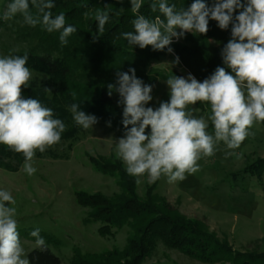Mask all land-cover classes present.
I'll use <instances>...</instances> for the list:
<instances>
[{
    "label": "clouds",
    "instance_id": "9594fccd",
    "mask_svg": "<svg viewBox=\"0 0 264 264\" xmlns=\"http://www.w3.org/2000/svg\"><path fill=\"white\" fill-rule=\"evenodd\" d=\"M130 3L131 11L137 14L134 31L123 36L130 45L141 49L151 46L154 50H164L174 37L178 39L186 32L206 34L209 19L218 22L220 29L232 25V39L221 53L231 72L218 67L203 82L191 74L187 78L171 75L166 80L170 100L161 102L158 108L145 106L153 99L152 87L136 77L134 68L129 69L131 75L118 73L116 91L122 97V123L126 131L116 143V155L125 164L127 174L133 177L147 174L149 183L162 177L168 183L183 181L186 174L199 171L198 161L213 156L221 142L227 149H237L251 134L253 125L264 122V0L246 3L216 0L211 7L204 0H194L187 9L179 10L175 4L159 0L150 8L152 12L158 10L163 19L138 14L143 0H130ZM54 6L52 0H31V7L37 10L34 15L29 0H11L4 19L20 15L27 25L42 24L49 33L59 32L61 44L66 45L76 28L66 26L63 13L53 17ZM237 9L242 10L234 16ZM95 18L97 31L102 33L109 15L97 11ZM168 51L173 50L168 47ZM27 60V53L0 57V144L23 154V170L31 176L36 172L31 163L36 151L43 153L57 144L66 124L54 118L53 110L38 100L23 98L22 88L32 80ZM114 87L108 85L109 95ZM197 102L210 105L207 119L195 116L196 109H189V105ZM69 111L76 125L84 130L98 122L96 116L86 114L76 103L69 106ZM209 120L213 126L211 134L207 131ZM148 128L150 133H146ZM15 203L9 191L0 190V264H30L20 241ZM31 236L37 238V248H46L38 228Z\"/></svg>",
    "mask_w": 264,
    "mask_h": 264
},
{
    "label": "trees",
    "instance_id": "16d2710c",
    "mask_svg": "<svg viewBox=\"0 0 264 264\" xmlns=\"http://www.w3.org/2000/svg\"><path fill=\"white\" fill-rule=\"evenodd\" d=\"M55 5L52 15L63 13L66 26L72 25L76 32L69 36L68 43L62 45L59 32L49 33L42 24L35 27L23 22L17 15L13 19H4V11L11 0H0V29L11 34L14 42L24 44L19 51L11 55L28 54L26 67L32 71V80L22 88L25 99L32 98L51 108L54 118L63 120L66 130L61 140L49 147L44 153L36 151L34 158L65 161L70 157L72 144L82 136L84 129L76 125L69 106L73 103L86 114L97 117V124L116 131L119 139L124 136L122 97L116 91L119 72L135 69L137 78H142L141 70L166 55V50H154L151 46L141 49L130 45L124 38L126 32H133V20L137 14L131 11L130 0H52ZM175 4L177 10L187 9L194 0H166ZM213 6L216 0H204ZM246 3L247 0H241ZM35 15L37 10L31 7ZM159 0H143L138 14L155 19L162 14L152 12L150 5ZM97 11H106L109 19L104 31L98 33ZM5 20V22H4ZM232 25L220 29L218 22L209 19L206 34H184L181 43L171 46L176 58L198 81L209 78L218 67L226 71L231 69L224 64L223 47L232 39ZM131 75V73L129 72ZM106 76L107 79L102 78ZM112 77V78H111ZM82 81L83 86L76 82ZM104 80V81H103ZM115 87L109 95L108 85ZM200 105H210L199 102ZM110 123V126H109ZM131 127V126H129ZM65 145L58 152L57 145ZM22 153L0 144V170L16 173L24 164ZM121 162V161H120ZM107 165L93 162L95 170L109 177H116L119 193L111 198L101 195L75 194L79 207L88 210L84 222L87 225L98 224V235L107 238L127 230L125 247L113 249L101 254L74 257L71 264H144L153 258L159 247L166 251H175L199 264H264V254L239 253L226 242L208 233L198 221L187 220L171 209L163 197L154 194V188L146 189L143 197L136 192V182L121 163ZM259 166L264 167V160ZM108 168H112L108 170ZM47 243L51 240L45 237ZM30 264H61L46 245L45 249H35L27 256Z\"/></svg>",
    "mask_w": 264,
    "mask_h": 264
},
{
    "label": "rangeland",
    "instance_id": "374dc122",
    "mask_svg": "<svg viewBox=\"0 0 264 264\" xmlns=\"http://www.w3.org/2000/svg\"><path fill=\"white\" fill-rule=\"evenodd\" d=\"M241 10L237 9L234 16ZM9 37H13L11 32L7 35L0 29V57L9 56L24 47L23 42L16 43ZM184 37H174L170 45L181 43ZM168 47L165 48V56L141 70L144 75L139 79L152 87L153 99L146 107L155 109L161 102L170 100V89L166 83L169 76L187 78L190 74L180 62H176L174 51L169 52ZM102 78L107 79L106 76ZM76 84L84 85L78 80ZM189 109H196L193 114L197 117L207 119L210 115V108L199 102L189 105ZM208 124L207 131L211 134L213 126L210 120ZM249 131L251 134L237 149H227L221 142L213 156L202 157L198 161L199 171L186 174L183 181L168 183L167 178L162 177L155 183H149L147 174L131 176L136 182L137 195L143 197L146 189L153 187L154 194L163 197L171 209L187 220L200 222L208 233L226 242L234 251L264 254V167L259 166L264 160V122L255 123ZM146 133H150V128ZM116 134L107 126L96 123L84 130L78 141L72 144L68 160L33 158L31 163L36 172L31 176L23 170V165L16 173L0 170V190L9 191L16 201L18 232L26 256L37 249V238L31 236L37 228L61 264H71L76 255L101 254L125 247L126 229L107 238L99 236V225L85 224L88 210L79 207L75 199L79 192L106 198L119 193L117 178L99 173L93 166V162L109 167L121 161L126 170L116 155ZM65 146L58 144L55 149L60 152ZM228 152L232 154L227 155ZM46 236L51 240L49 243ZM144 264L199 263L159 247L157 254Z\"/></svg>",
    "mask_w": 264,
    "mask_h": 264
}]
</instances>
